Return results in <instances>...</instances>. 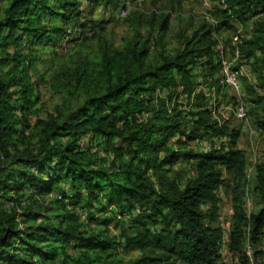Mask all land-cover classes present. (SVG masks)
Returning a JSON list of instances; mask_svg holds the SVG:
<instances>
[{
  "label": "trees",
  "instance_id": "1",
  "mask_svg": "<svg viewBox=\"0 0 264 264\" xmlns=\"http://www.w3.org/2000/svg\"><path fill=\"white\" fill-rule=\"evenodd\" d=\"M84 1L112 6L115 13L125 2L0 0V264H38L35 255L53 260L60 253L65 254L63 264H89L96 256L95 264H223L226 239L230 255L249 264L242 246L245 228L250 242L264 237V160L247 175L244 150L234 147L237 127L213 118L207 96L196 87L204 65L210 68L204 82L219 85L214 33L230 29L231 18L245 21L264 13V0H223L218 23L202 25L185 38L182 49L169 54H151V37L141 34L120 47L99 34L94 54L77 50L51 73L56 82L81 88V99L65 100L53 114H35L30 121L37 83L29 81L25 63L38 59L36 44L51 47L54 54L59 43L84 39L100 26L101 21L81 17ZM148 23L162 35L169 15L151 16ZM239 49L240 55L253 59L251 65L261 72L258 87L264 89V22ZM256 101H263L256 119L263 130L264 93ZM214 137L227 138L228 146L220 142L216 147ZM173 138L176 146L170 144ZM191 140L209 141L213 148H185ZM93 141L107 158L91 151ZM179 159L192 161V174L182 182L169 176ZM251 183L259 201L248 212L245 198ZM223 186L230 189L232 209L226 239L217 192ZM51 190L57 193L55 202L71 207L54 214V222L32 209L34 197ZM102 197L106 205L101 210L110 207L106 212L111 215L96 217ZM18 209L24 228L17 227ZM83 213L106 229L116 221L119 233L111 237L88 232ZM119 247L138 250L140 256L126 263L108 261ZM259 254L264 257V252L254 251L255 257Z\"/></svg>",
  "mask_w": 264,
  "mask_h": 264
},
{
  "label": "rangeland",
  "instance_id": "2",
  "mask_svg": "<svg viewBox=\"0 0 264 264\" xmlns=\"http://www.w3.org/2000/svg\"><path fill=\"white\" fill-rule=\"evenodd\" d=\"M208 4L204 3V0H129V15L124 19H118L117 13L112 6L103 7V6H92L87 2H81V17L86 18L87 20H93L95 22H100V26H97L94 29V32L88 33V36L83 39L81 36L76 37V39L65 41L62 45L60 43L54 48V54H52L51 47H43V44H36V56L38 59L34 63H29L27 67L28 78L31 83H37V87L33 90V99L34 104L31 109L32 112L27 114V117L30 121H33L35 114L40 117H45L54 113L57 106H64L65 100H69L73 103L77 102L79 98L81 99L80 89L75 87L72 83H58L52 77L51 73L54 68L61 62V60L68 58L71 54L77 50L87 51L90 54L95 53V44L97 36L103 34L106 38L113 43L114 46L120 47L123 46L126 41H129L133 37L135 38L138 34L143 35L144 37L150 38V49L151 54L155 52H164L172 53L176 50L182 49L185 43V38L190 37L198 28L202 25H216L219 21V16L217 10L219 8L225 7L223 0H208ZM169 15L168 28L164 34H159L156 28L148 23L151 16H154L158 19L161 15ZM209 19H208V18ZM47 24H50V19H45ZM264 22V13L257 16L251 17L248 20L241 21L236 18H231L232 27L230 29H220L214 33L218 37L224 36L226 38L225 45L229 47V61L232 68H240L243 75L241 79L243 81V102L248 106V117L244 123H238L234 117V100L233 97L221 87L219 81L216 85L215 83L204 82V74L210 73V68L208 65L203 66V71L200 75L197 76L198 84L196 91L204 92L206 98L209 100V108L212 113V117L216 118L218 121H226L227 125L230 128H235L238 130L239 135L234 144V147L244 150L248 168L252 169V166L255 165L259 160H264V129L260 130L256 124V119L262 114L263 101H256L258 97L264 93V89L258 87L260 71L258 68H255L251 65L253 59L246 58L243 54L240 57H236L233 53V48L236 46L232 42V36L234 34H239L241 36L242 42L248 39L255 32V27H259V23ZM59 24L61 22L58 21ZM156 27V26H155ZM144 39V38H143ZM156 46H158L156 48ZM240 44L238 45V47ZM27 53V51H24ZM259 56V53H256ZM200 60H205L201 58ZM9 66H4L3 71H7ZM219 74L216 73L218 78ZM210 78V77H209ZM209 86H213L209 88ZM184 100V99H183ZM205 100V99H203ZM199 99L198 101L203 102ZM195 101V99H194ZM35 112H34V111ZM16 115L19 117V111H15ZM22 118L19 119L18 124L22 123ZM189 125H187L188 127ZM185 138L182 137V140ZM85 143V140H84ZM223 145L228 146V139L222 141ZM86 144V143H85ZM170 144L176 146L175 138L171 139ZM219 144H215L217 147ZM180 146V145H179ZM177 146V147H179ZM184 144L180 147H183ZM91 151H96L98 157L103 159L107 158V154L102 147L96 144V141H93L91 144ZM185 148L192 149L196 152H202V150H209L213 148V145L209 141L203 140H191L186 143ZM87 148V145H85ZM110 161V158H108ZM105 162V165H108V162ZM192 161H186L185 159H179L172 165V169L169 172L171 177H179L180 182L184 180L186 175H191ZM252 172V170H251ZM250 172V174H251ZM249 174V175H250ZM224 175L226 176L225 172ZM47 176V175H46ZM66 181H61L65 187L67 186ZM251 182V181H250ZM218 195L220 196L219 203V213H220V224L223 226V232L225 239L229 237L231 225L228 224L227 227L225 224L229 221L230 215L232 212L231 209V193L230 189L226 187L219 188L217 190ZM57 193L55 190H51L42 195H37L34 198L35 203L32 207L33 210H36L44 216H49V220L54 222V214H65L70 210V206L65 208L62 205L55 202ZM245 207L250 212L258 207L259 198L256 197L252 189V183L249 186V191L245 198ZM106 205V199L101 198L100 204L97 205V208L94 209V214L96 217L103 216V213L108 211L110 207H107L106 211L101 210L103 206ZM60 205L61 207H57ZM78 213L81 211V207H77ZM17 215V227L24 228L25 224L22 222V217L19 215L22 213L18 209ZM107 216L111 213L106 212ZM120 215H118L119 217ZM82 222L84 223V228L88 232H101L105 236L114 237L119 233V227L116 226L113 221L107 225L103 226L102 223L94 220H88V217L85 213L81 214ZM43 221H46V217H42ZM27 224H30L27 223ZM225 225V227H224ZM247 227L245 228V237L243 239V248L249 243L252 246L253 256L254 251L264 252V237L263 235L257 237L256 240L251 241L246 239L247 237ZM227 240V239H226ZM226 240L223 241V246L221 247L222 251V261L223 264H248L239 260L237 257L230 255L226 247ZM71 255H74L71 252ZM254 256V261L258 264H264V257ZM94 256V254H93ZM140 256L138 250L125 251L122 248H115L111 251V255L108 258V261L112 259H120L122 262L126 263L129 260L135 259ZM260 256V257H259ZM65 257L64 253H60L56 256L55 259H45L35 255V259L38 264H63L62 261ZM95 261L98 263L99 260L96 256ZM95 261L90 262L89 264H95Z\"/></svg>",
  "mask_w": 264,
  "mask_h": 264
},
{
  "label": "built area",
  "instance_id": "3",
  "mask_svg": "<svg viewBox=\"0 0 264 264\" xmlns=\"http://www.w3.org/2000/svg\"><path fill=\"white\" fill-rule=\"evenodd\" d=\"M208 0H204L205 4H208ZM129 14V0H125L123 5L119 8L117 12L118 18H124ZM208 18V17H207ZM209 19V18H208ZM224 36L218 37L216 35V44L215 51L217 52V56L219 59V76L218 81L220 85L233 97L234 100V117L238 123H244L248 117V106L243 102V85L241 76L243 75L240 68H232L231 63L229 61V47L225 45ZM232 42L236 46L233 48V54L238 58L240 57V49L238 45L242 42L241 36L237 33L232 36ZM215 142L217 140V144L225 140V138H212ZM251 168H248L247 175L250 174ZM229 221L227 222V225ZM224 225V227H225ZM245 253L248 257L249 264H258L254 261L253 256V248L247 243L245 245Z\"/></svg>",
  "mask_w": 264,
  "mask_h": 264
}]
</instances>
